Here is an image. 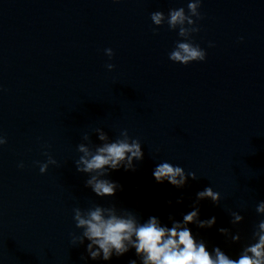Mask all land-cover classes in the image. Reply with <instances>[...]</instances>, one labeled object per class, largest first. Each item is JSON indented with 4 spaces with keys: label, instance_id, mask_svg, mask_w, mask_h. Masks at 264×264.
<instances>
[{
    "label": "clouds",
    "instance_id": "clouds-1",
    "mask_svg": "<svg viewBox=\"0 0 264 264\" xmlns=\"http://www.w3.org/2000/svg\"><path fill=\"white\" fill-rule=\"evenodd\" d=\"M201 4L202 0H189L187 12L181 7L169 9L167 16L161 11L151 13L150 19L155 26L160 27L166 23L170 30H178L179 37L183 38L177 41L169 53V59L174 63L188 65L206 60V51L199 44L192 42V35L200 31L197 21L203 19ZM153 31L155 34L156 30ZM212 46L210 42L209 47ZM104 51L110 59L114 56L111 48ZM106 67L112 71L115 65L109 63ZM95 134L101 144L93 147L89 135L85 134L83 140L87 143L77 145V151L81 155L75 161L76 170L89 174L85 187L91 188L97 197H113L118 189L122 190V186L107 177L111 171L120 168L135 171L134 161H142L144 158L142 145L138 138L129 136L127 129L122 130L114 141L110 140L101 128H96ZM6 143L7 138L0 135V146ZM44 155L48 157L46 162H36L41 174L48 170L49 165L57 164L48 152ZM18 166L24 167L23 163ZM153 177L157 183L167 181L176 188H183L189 178L197 179L194 172L186 173L183 167L174 166L169 162L159 163L153 170ZM206 199L219 205L221 196L211 186L199 191L193 210L183 215L182 222L169 217L172 220L171 227L162 225L156 216H150L141 222L135 212L127 209L118 211L115 206L94 205L88 209L75 207V227L82 232L79 236L74 235L73 240L79 245H83L85 240L88 241L86 252L92 260L108 261L113 255L120 257L134 249L141 264H264V220L259 222L253 232L255 242L245 246L237 259L230 258L220 247H214L212 252H209L205 241L196 240L188 227L189 224H196L199 228H211L216 224L214 216L207 220L199 218V201ZM180 202L181 200H177V203ZM256 212L264 214V201L257 205ZM231 217L233 225L241 223L244 219L237 212H232ZM218 231L225 237L231 235L233 242L240 239L239 234L232 235L227 228H220ZM81 259L86 258L82 256ZM129 264H137V261L130 260Z\"/></svg>",
    "mask_w": 264,
    "mask_h": 264
}]
</instances>
